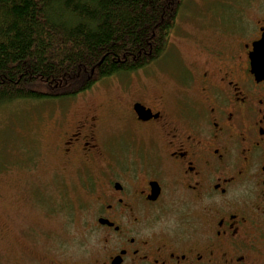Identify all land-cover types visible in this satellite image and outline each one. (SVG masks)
Here are the masks:
<instances>
[{"label":"flooded vegetation","instance_id":"flooded-vegetation-1","mask_svg":"<svg viewBox=\"0 0 264 264\" xmlns=\"http://www.w3.org/2000/svg\"><path fill=\"white\" fill-rule=\"evenodd\" d=\"M207 4L187 7L181 39L195 45L197 60L172 61L173 92L152 94L147 81L136 90L126 82L122 101L69 115L74 103L68 100L88 91L58 98L52 113L57 134L48 141L57 163L52 180L63 185L71 170L96 175L90 230L96 246L91 258L67 252L61 227V250L34 236L30 248L40 254L28 253L25 240L20 259L264 264V80L253 68L255 46L264 37V6H254L247 18L241 2ZM168 49L153 65H162Z\"/></svg>","mask_w":264,"mask_h":264},{"label":"trees","instance_id":"trees-1","mask_svg":"<svg viewBox=\"0 0 264 264\" xmlns=\"http://www.w3.org/2000/svg\"><path fill=\"white\" fill-rule=\"evenodd\" d=\"M182 2L0 0V108L47 90L76 96L153 65Z\"/></svg>","mask_w":264,"mask_h":264},{"label":"rangeland","instance_id":"rangeland-1","mask_svg":"<svg viewBox=\"0 0 264 264\" xmlns=\"http://www.w3.org/2000/svg\"><path fill=\"white\" fill-rule=\"evenodd\" d=\"M207 1L212 0H183L172 36V43L177 48H167L168 53L163 57L162 65H151L144 73L118 75L96 84L83 95L68 100L74 104L70 106L67 115L78 109L79 113H84L87 107L105 104L110 100L122 101L125 96L124 86L127 84L136 90L142 85L141 81H147L144 84L152 94L173 92L169 77L172 61L177 59L179 64H190L197 60L194 58L195 45L181 39L187 27V7L207 6ZM221 1L227 5L241 2L246 6L247 18L254 16V6H264V0ZM177 38L181 41L177 42ZM159 72L163 74L162 78ZM45 93L49 98L18 101L0 108V264H32L26 255L28 259L24 260L20 259L21 254L16 253L20 251L21 244L28 245V253L34 251L40 254L39 249L30 248L34 236L44 242L50 240L54 251L61 250V227L64 229L63 240L67 252L78 253L82 259L91 258L96 246V238L90 230L94 191L98 181L90 169L65 172L63 185L58 179L52 180V168H56L57 163L51 159L48 141L50 133L57 134V129L52 127V113L57 104L61 105V99L56 98L60 93H52L50 90ZM13 237L18 239L16 246Z\"/></svg>","mask_w":264,"mask_h":264},{"label":"water","instance_id":"water-1","mask_svg":"<svg viewBox=\"0 0 264 264\" xmlns=\"http://www.w3.org/2000/svg\"><path fill=\"white\" fill-rule=\"evenodd\" d=\"M258 57H259V59L256 60V58H258ZM253 68H254L255 72L257 73L258 77L261 78V80H264V37L261 40V42H259L255 46V52H254V56H253ZM142 111L143 112L141 115H145L146 112H145L144 108Z\"/></svg>","mask_w":264,"mask_h":264}]
</instances>
